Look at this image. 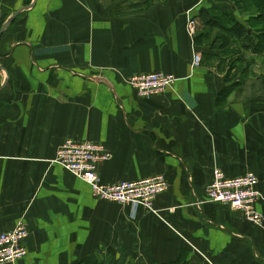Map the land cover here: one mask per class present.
Wrapping results in <instances>:
<instances>
[{
	"label": "crops",
	"instance_id": "obj_1",
	"mask_svg": "<svg viewBox=\"0 0 264 264\" xmlns=\"http://www.w3.org/2000/svg\"><path fill=\"white\" fill-rule=\"evenodd\" d=\"M33 1L0 0V27ZM236 13L231 0H35L16 16L0 37V233L24 220L28 235L4 264H264V219L205 191L215 168L254 173L264 215V64L237 53L221 22ZM154 71L176 79L140 97L129 76ZM67 139L106 147L105 183L164 176L157 212L94 197L53 162Z\"/></svg>",
	"mask_w": 264,
	"mask_h": 264
},
{
	"label": "built area",
	"instance_id": "obj_2",
	"mask_svg": "<svg viewBox=\"0 0 264 264\" xmlns=\"http://www.w3.org/2000/svg\"><path fill=\"white\" fill-rule=\"evenodd\" d=\"M196 26L194 20L189 21L188 29L191 34L195 33ZM200 59L195 54L193 65L197 66ZM175 79L172 74L154 71L131 75L128 83L140 97L148 98L165 92ZM110 158L111 154L102 143L67 139L57 147L53 162L89 185L93 196L98 199L131 205L133 209L143 207L156 213L153 201L167 189L166 178L156 175L136 181L105 183L99 175L97 165ZM258 182L257 176L251 172L229 178L215 168L212 180L205 189L206 199L226 204L231 209L240 211L250 223L261 226L264 215L256 208L259 198ZM27 235L28 228L24 220L17 221L11 230L0 233V264L19 260L27 254L24 245Z\"/></svg>",
	"mask_w": 264,
	"mask_h": 264
},
{
	"label": "trees",
	"instance_id": "obj_3",
	"mask_svg": "<svg viewBox=\"0 0 264 264\" xmlns=\"http://www.w3.org/2000/svg\"><path fill=\"white\" fill-rule=\"evenodd\" d=\"M231 2L233 3V7L234 9H236V11H239V12L241 11L243 13L249 14L246 24L247 23L253 24L257 22L259 24L262 23V25L264 26V0H231ZM230 22H231L232 28L228 30L230 34L229 37L233 35L235 36L236 39H240L244 37H247V39H249L252 36L246 31L247 27L241 24L238 21V19L234 17L233 15H231ZM257 34H259L260 36H264V28H261V30H258Z\"/></svg>",
	"mask_w": 264,
	"mask_h": 264
},
{
	"label": "rangeland",
	"instance_id": "obj_4",
	"mask_svg": "<svg viewBox=\"0 0 264 264\" xmlns=\"http://www.w3.org/2000/svg\"><path fill=\"white\" fill-rule=\"evenodd\" d=\"M233 9H234L233 3L231 2V10H233ZM236 12L237 13L234 15V17L238 16L240 13L244 14V16L247 18L249 16V14L243 13L241 11L240 12L236 11ZM227 15L229 16V14H227ZM230 18H231V16H229V18L221 20L222 24L225 25V23H226V24L231 25ZM249 24L248 23L246 24V27H247L246 31L247 32L250 31L249 34H251L252 36L249 39H247V37L237 39V40H241V41L236 42V51L238 54L242 53V49H240V46L242 44L246 45L247 48L250 46L251 47L250 53H251L252 62L254 64H255V62H257L258 64H264V36H260L259 34H257V31L261 30V28H264V26L262 25V23L259 24L257 22L253 23V24L252 23H249ZM246 52H247V50H246ZM253 68L255 69L256 73H261V71H258L261 68L260 65H257L256 67L253 66ZM255 72H252V73H255ZM263 72H264V67H263Z\"/></svg>",
	"mask_w": 264,
	"mask_h": 264
},
{
	"label": "water",
	"instance_id": "obj_5",
	"mask_svg": "<svg viewBox=\"0 0 264 264\" xmlns=\"http://www.w3.org/2000/svg\"><path fill=\"white\" fill-rule=\"evenodd\" d=\"M34 1L28 5H25L19 9H17L16 11H14V13L0 27V37H1L2 33L4 32V30L11 25V23L16 18V16H18L22 11L34 6ZM248 32H250V31H248ZM100 81L106 83L107 85H111V83H109L105 78H101Z\"/></svg>",
	"mask_w": 264,
	"mask_h": 264
}]
</instances>
